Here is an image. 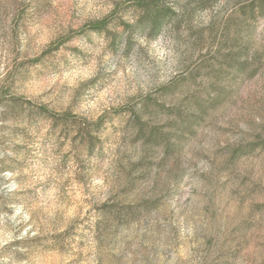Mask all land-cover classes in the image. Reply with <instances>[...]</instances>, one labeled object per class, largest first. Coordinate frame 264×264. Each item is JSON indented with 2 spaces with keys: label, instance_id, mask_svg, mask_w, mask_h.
I'll return each instance as SVG.
<instances>
[{
  "label": "rangeland",
  "instance_id": "rangeland-1",
  "mask_svg": "<svg viewBox=\"0 0 264 264\" xmlns=\"http://www.w3.org/2000/svg\"><path fill=\"white\" fill-rule=\"evenodd\" d=\"M0 264H264V0H0Z\"/></svg>",
  "mask_w": 264,
  "mask_h": 264
},
{
  "label": "trees",
  "instance_id": "trees-1",
  "mask_svg": "<svg viewBox=\"0 0 264 264\" xmlns=\"http://www.w3.org/2000/svg\"><path fill=\"white\" fill-rule=\"evenodd\" d=\"M217 0H206V4L209 2H214ZM137 9H142L141 11V17L139 19V22L137 21V25L143 29L147 28V26L152 23L153 29H155L157 32L160 30L162 25L165 23V21L173 15L172 11H169L167 9L163 8H154L148 3L141 2L137 4ZM100 26L95 27V29H99ZM103 122L98 124V127L102 126ZM92 143V142H91ZM94 144L92 143L91 146Z\"/></svg>",
  "mask_w": 264,
  "mask_h": 264
}]
</instances>
